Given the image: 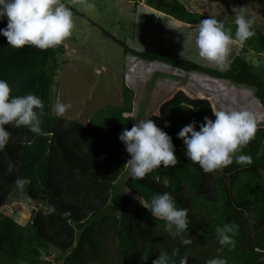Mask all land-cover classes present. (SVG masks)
I'll use <instances>...</instances> for the list:
<instances>
[{
  "label": "trees",
  "instance_id": "16d2710c",
  "mask_svg": "<svg viewBox=\"0 0 264 264\" xmlns=\"http://www.w3.org/2000/svg\"><path fill=\"white\" fill-rule=\"evenodd\" d=\"M133 1L136 9L139 0ZM145 3L187 24L208 16L181 0ZM6 23V18L0 20V28ZM223 23L231 39L241 44L223 70L119 42L125 53L145 60H164L184 71L249 84L264 105L262 65L246 57L249 50L264 52V32L251 26L253 35L241 42L235 38L234 22ZM64 51L63 42L43 50L31 45L14 48L0 34V79L9 83L11 95L31 92L44 104L42 134L5 125L10 136L0 150V264H46L51 248L59 251L63 264H152L161 252L171 260L188 255V264H205L214 257L224 258L226 264H264V124H257L254 138L240 150L251 157L250 164L233 160L223 170L204 172L186 157L176 134L193 120L199 130L205 116L214 119V105L206 94L164 90L145 119L171 136L177 164L161 165L140 179H132L129 172L124 178L130 155L119 134L134 124V89L125 85L121 104H106L86 122L57 116L52 110L53 85ZM17 177L28 182L18 188ZM164 192L173 196L178 208L187 209L188 228L182 235L191 238L190 244L165 232L164 221L140 203V197L149 202L154 193ZM19 197L42 203L26 223L2 210ZM49 206L54 211L44 214ZM224 223L237 225L234 247L220 245L216 238V227Z\"/></svg>",
  "mask_w": 264,
  "mask_h": 264
},
{
  "label": "rangeland",
  "instance_id": "374dc122",
  "mask_svg": "<svg viewBox=\"0 0 264 264\" xmlns=\"http://www.w3.org/2000/svg\"><path fill=\"white\" fill-rule=\"evenodd\" d=\"M188 8L205 15H215L223 22H234V8L243 9L253 19L255 32H264V0H181ZM71 9L73 28L62 42L64 53L55 75L53 91L57 100L71 107L63 116L88 121L95 110L106 104H121L125 85L134 89V123L152 113L160 93L184 89L208 95L215 109L244 108L254 113L257 124H264V105L256 96L255 87L217 79L198 71H184L164 60H145L125 53L122 44L135 50L166 51L176 58H186L219 69L198 55L195 27L156 10L139 0H61ZM93 5L89 7L88 5ZM241 44L231 39L224 68L240 51ZM246 57L259 68L264 77V52L253 50ZM263 68V69H262ZM54 112V111H53ZM130 158V156H129ZM122 177H126L127 173ZM125 193H129L124 187ZM42 203L27 202L24 197L10 200L2 210L26 223L33 210ZM46 264H63V257L50 249Z\"/></svg>",
  "mask_w": 264,
  "mask_h": 264
},
{
  "label": "clouds",
  "instance_id": "9594fccd",
  "mask_svg": "<svg viewBox=\"0 0 264 264\" xmlns=\"http://www.w3.org/2000/svg\"><path fill=\"white\" fill-rule=\"evenodd\" d=\"M89 7L93 5L89 4ZM235 19V38L243 42L253 35V19L246 16L243 9H233ZM7 20L0 28V34L6 37L8 45L19 48L24 45L39 49L55 48L71 34L73 28L72 12L61 0H0V20ZM230 29H225L222 20L215 15L201 18L195 27V46L198 55L215 63L223 70L226 52L231 42ZM11 88L5 79H0V150L9 141L10 133L5 125L26 126L31 132L42 134L41 117L44 104L39 96L28 92L23 95H11ZM71 105L57 100L52 110L57 116H63ZM214 119L205 116L203 122L184 125L177 137L182 138L185 155L193 163H198L204 172L223 170L235 160L237 164L251 163V157L240 150L254 138L257 119L253 112L244 108L222 107L213 109ZM167 123V122H166ZM130 158L125 165L132 179L143 178L153 169L163 165L175 166L177 156L171 136L154 120L140 118L131 128H125L119 134ZM9 163L7 171H12ZM27 178L17 177L14 181L18 188L27 183ZM140 203L148 208L157 220H163V230L172 237H180L182 244H190L191 238L182 235L188 228L187 209L178 208L173 196L168 193H154L149 202L140 197ZM54 211V206L44 209V214ZM237 225L224 223L215 229L220 245L235 246ZM152 264H188V255L179 260H171L161 252ZM205 264H226L221 257L207 259Z\"/></svg>",
  "mask_w": 264,
  "mask_h": 264
}]
</instances>
